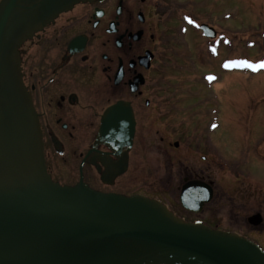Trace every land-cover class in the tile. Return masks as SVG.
Returning a JSON list of instances; mask_svg holds the SVG:
<instances>
[{
    "label": "flooded vegetation",
    "instance_id": "af4514ba",
    "mask_svg": "<svg viewBox=\"0 0 264 264\" xmlns=\"http://www.w3.org/2000/svg\"><path fill=\"white\" fill-rule=\"evenodd\" d=\"M181 3L80 2L20 46L47 172L62 186L155 200L185 223L264 251V182L251 171L261 143L243 144V156L230 157L215 140L222 108L185 102L194 94L190 83L209 97L207 64L223 59L227 32L209 22L210 13L203 10L209 18L201 19L197 7ZM203 25L215 29V39ZM192 26L204 37L193 57L186 43ZM200 70L201 76L193 73ZM118 102L133 113L130 147L102 137L103 116Z\"/></svg>",
    "mask_w": 264,
    "mask_h": 264
},
{
    "label": "water",
    "instance_id": "95a60500",
    "mask_svg": "<svg viewBox=\"0 0 264 264\" xmlns=\"http://www.w3.org/2000/svg\"><path fill=\"white\" fill-rule=\"evenodd\" d=\"M85 1L91 0L0 2V264H264L253 242L185 223L155 200L51 179L19 48ZM202 31L216 37L208 25ZM128 106L118 102L105 112L106 141L132 145Z\"/></svg>",
    "mask_w": 264,
    "mask_h": 264
},
{
    "label": "rangeland",
    "instance_id": "374dc122",
    "mask_svg": "<svg viewBox=\"0 0 264 264\" xmlns=\"http://www.w3.org/2000/svg\"><path fill=\"white\" fill-rule=\"evenodd\" d=\"M171 1L177 4L183 1L186 8L193 7V10L197 7L200 12L194 11L201 19L209 18L203 15V10L210 13L209 22L222 33L227 32V44L220 50L227 51L223 59L220 61L221 55L207 64L212 68L207 79L209 97L205 98L203 94L207 92L190 83L189 88L194 94L185 102L222 108V124L215 133V140L230 157L241 158L243 144L261 143L260 156L252 158L251 171L264 182V67L260 66L264 61V0ZM186 39L191 57L203 49L204 37L193 26ZM201 70L193 73L201 76ZM184 73L183 76L187 77L190 71Z\"/></svg>",
    "mask_w": 264,
    "mask_h": 264
},
{
    "label": "snow or ice",
    "instance_id": "6c2138e0",
    "mask_svg": "<svg viewBox=\"0 0 264 264\" xmlns=\"http://www.w3.org/2000/svg\"><path fill=\"white\" fill-rule=\"evenodd\" d=\"M244 63H248V62H244ZM249 66H251V65H249ZM260 66H261V67H264V61H262V62L260 63Z\"/></svg>",
    "mask_w": 264,
    "mask_h": 264
}]
</instances>
